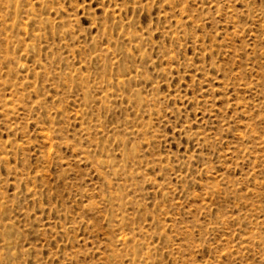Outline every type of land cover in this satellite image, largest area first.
Wrapping results in <instances>:
<instances>
[{"label": "rangeland", "instance_id": "rangeland-1", "mask_svg": "<svg viewBox=\"0 0 264 264\" xmlns=\"http://www.w3.org/2000/svg\"><path fill=\"white\" fill-rule=\"evenodd\" d=\"M0 264H264V0H0Z\"/></svg>", "mask_w": 264, "mask_h": 264}]
</instances>
